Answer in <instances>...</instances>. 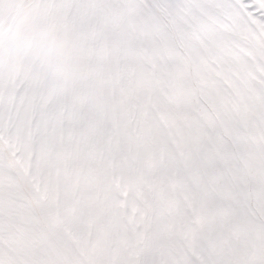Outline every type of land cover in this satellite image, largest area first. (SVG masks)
I'll return each mask as SVG.
<instances>
[{"label": "snow or ice", "instance_id": "obj_1", "mask_svg": "<svg viewBox=\"0 0 264 264\" xmlns=\"http://www.w3.org/2000/svg\"><path fill=\"white\" fill-rule=\"evenodd\" d=\"M85 56L0 60V264H264V0H33Z\"/></svg>", "mask_w": 264, "mask_h": 264}, {"label": "rangeland", "instance_id": "obj_2", "mask_svg": "<svg viewBox=\"0 0 264 264\" xmlns=\"http://www.w3.org/2000/svg\"><path fill=\"white\" fill-rule=\"evenodd\" d=\"M36 62L61 85L90 81L82 49L57 17L38 10L33 0H0V60Z\"/></svg>", "mask_w": 264, "mask_h": 264}]
</instances>
